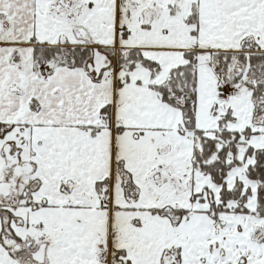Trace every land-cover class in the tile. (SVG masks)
I'll list each match as a JSON object with an SVG mask.
<instances>
[{
  "label": "snow or ice",
  "instance_id": "obj_1",
  "mask_svg": "<svg viewBox=\"0 0 264 264\" xmlns=\"http://www.w3.org/2000/svg\"><path fill=\"white\" fill-rule=\"evenodd\" d=\"M0 264H264V0H0Z\"/></svg>",
  "mask_w": 264,
  "mask_h": 264
}]
</instances>
